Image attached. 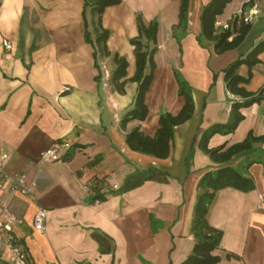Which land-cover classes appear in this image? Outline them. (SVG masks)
Returning <instances> with one entry per match:
<instances>
[{
  "label": "crops",
  "instance_id": "crops-1",
  "mask_svg": "<svg viewBox=\"0 0 264 264\" xmlns=\"http://www.w3.org/2000/svg\"><path fill=\"white\" fill-rule=\"evenodd\" d=\"M208 1L189 0L183 34L176 26L179 0H121L107 6L100 24L109 31L105 44L110 54L97 49V69L95 41L84 39L83 0H0V152L7 155L0 218L10 213L18 219L10 234L26 248L30 264H180L195 244L191 225L198 182L222 166L238 168L253 186H223L214 193L206 220L221 231L212 251L220 256L215 264H264V142L252 144V157L259 161L246 168L245 150L220 162L198 145L210 125L229 118L238 96L228 91L222 70L264 38V0H257L260 12L244 40L217 54L211 40L203 45L196 40L200 11ZM246 2L231 0L216 21L230 23ZM136 13L144 23L157 20L155 67L144 99L147 117L122 125L137 88L130 80L135 57L129 43L138 34ZM84 16L94 39L98 24L90 6ZM220 29L215 25V32ZM113 53L127 59L119 92L110 81ZM258 59L242 86L264 95V50ZM175 70L192 87L193 114L175 126L166 157L132 150L127 132L138 127L153 136L162 112L177 114L183 105ZM238 72L246 77L249 67L242 64ZM239 110L243 118L235 130L211 135L209 148L225 150L249 132L264 136V98ZM63 139L71 147L58 161H39L42 150ZM150 166L169 173L165 182L146 180L121 194L108 193L104 200L90 198L94 188L106 194L128 174ZM12 174L25 178L28 194L12 190ZM38 207L46 210L42 231L33 227ZM7 256L4 251L0 264H10Z\"/></svg>",
  "mask_w": 264,
  "mask_h": 264
},
{
  "label": "trees",
  "instance_id": "trees-1",
  "mask_svg": "<svg viewBox=\"0 0 264 264\" xmlns=\"http://www.w3.org/2000/svg\"><path fill=\"white\" fill-rule=\"evenodd\" d=\"M231 0H209L202 5L201 14L199 17L200 32L196 36V40L200 45L204 44V40H211L213 42L214 52L221 53L226 50L239 45L244 39L245 34L250 29V22L240 21L238 25L235 24L234 18L231 21V29L215 32L216 16L221 14L223 8ZM84 8L82 16L84 19V39L86 42L92 44L95 41L94 46V59L97 49L102 54L109 55L110 52L107 49L105 41L109 35V31L105 28H101L102 12L107 6L116 5L121 0H83ZM248 2L244 3L242 10ZM189 0H179L178 7V22L177 27H180L183 31L186 29L187 24V9ZM90 6L93 15L96 16L98 24V32L95 38H91L89 30H87V22L84 16V9ZM136 25L138 28V34L132 36L129 39V43L133 45V53L135 57V72L130 78L131 81L136 82V92L133 97V105L129 108L121 119V124L125 122L138 119L144 120L147 117V106L145 102V94L149 88V84L154 75V58L153 53L156 50V35L158 31L157 20L151 19L149 22L144 23L142 15L136 13ZM232 35V36H231ZM231 37V38H230ZM230 38V39H229ZM264 50V38L260 39L254 44L245 55L239 56L228 64L222 70L223 79L226 83L228 91L235 96H238L230 107L229 118L225 123L212 124L208 127L200 136L198 145L201 150L209 154L213 160L227 161L239 151H247L245 160L242 162L243 167L249 166L252 162L259 161L257 157H252L255 153L251 150L252 144L256 141L264 142V136H254L251 132L247 134L244 140L240 143H235L225 150H222V146L218 148H209L207 146L208 138L214 133H230L235 130L237 123L243 118V114L239 110L241 107H247L248 105L260 101L264 98L261 94V90L253 92L246 90L243 83H247L250 78V68L257 62H259L258 55L260 51ZM112 58L115 67L112 71L110 81L117 92L124 90L125 79H122L126 75L127 59L126 57L113 53ZM246 65L249 67V72L246 77L239 74L238 69L240 65ZM148 70L145 71L147 69ZM95 67L98 69V64L95 59ZM175 80L178 84L177 93L183 99V105L177 111V114L169 112H162L158 119V126L153 136L145 135L140 128L134 127L131 131L126 133L125 141L128 143L132 150H137L146 154H152L159 158H164L169 154L171 139L173 137V131L177 124L183 123L188 120L193 114V98L191 94V85L187 83L182 74L175 70ZM100 74L96 76L99 77ZM99 156H96L95 160H98ZM169 173L159 170L156 167L150 166L143 170H137L131 174H128L123 180L122 184L118 188H108L106 194L101 192L100 189L94 188V194L90 196L92 200H104L108 193L121 194L124 191L134 189L146 180H157L165 182ZM102 181V179H98ZM223 186L240 187L244 190L251 189L253 181L246 175H244L238 168L234 169L228 166H222L215 170H208L199 180V191L196 194V201L193 207V219H192V233L195 244L188 254V256L182 260L180 264H215L220 261V256L213 254L212 251L220 244L221 231L209 226L206 220V214L210 202L213 199L214 193L217 189ZM155 219L150 218V225L153 230V222ZM98 244H102V238L96 237ZM228 256L237 255L227 254Z\"/></svg>",
  "mask_w": 264,
  "mask_h": 264
},
{
  "label": "built area",
  "instance_id": "built-area-1",
  "mask_svg": "<svg viewBox=\"0 0 264 264\" xmlns=\"http://www.w3.org/2000/svg\"><path fill=\"white\" fill-rule=\"evenodd\" d=\"M247 5L244 10H240L233 17L235 24L238 25L240 21L250 22L253 17L259 15L260 9L257 6V0H247ZM233 21V20H231ZM230 23H221L216 21L214 25L219 26L222 30L231 29ZM4 46L9 47L7 41H4ZM71 147L67 140H55L49 145V148L42 150L39 154V161L43 163H50L58 161L65 150ZM7 155L0 152V183L5 179L4 170L7 164ZM12 190L21 195L30 192L29 186L26 184L25 178L16 174L11 175ZM46 210L43 207H38L33 215V227L35 230H44ZM18 221L12 214H5L0 218V256L4 251H7V261L10 264H30L27 258L26 248L23 244L11 236L10 232L14 224Z\"/></svg>",
  "mask_w": 264,
  "mask_h": 264
},
{
  "label": "rangeland",
  "instance_id": "rangeland-1",
  "mask_svg": "<svg viewBox=\"0 0 264 264\" xmlns=\"http://www.w3.org/2000/svg\"><path fill=\"white\" fill-rule=\"evenodd\" d=\"M154 19V18H153ZM156 19V18H155Z\"/></svg>",
  "mask_w": 264,
  "mask_h": 264
}]
</instances>
